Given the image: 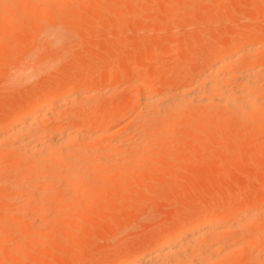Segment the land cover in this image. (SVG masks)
I'll return each instance as SVG.
<instances>
[{
	"label": "bare ground",
	"instance_id": "bare-ground-1",
	"mask_svg": "<svg viewBox=\"0 0 264 264\" xmlns=\"http://www.w3.org/2000/svg\"><path fill=\"white\" fill-rule=\"evenodd\" d=\"M95 1L97 3L96 5L94 4V6L97 8L94 9V11H98V8L104 9V6L107 7L105 8V10L107 9L106 11L109 10L108 13L105 11L106 15H104L107 16L105 17L106 21L104 22H108V25L112 20H114V17L119 15L117 9L122 11L123 6L125 9H127L126 6L128 7V3L131 2V0H129V2L126 0L128 3L125 1L126 4L124 5H121L120 2V6L118 5L119 8L116 9L115 7L117 3H113V0ZM179 1L180 0H177V4L180 3ZM191 1L194 0H189L185 4L189 3L188 5L191 6ZM221 1L222 0H219L217 3L210 2L211 4L209 9L211 10L216 8V10H218L217 5ZM223 1L225 2L227 0ZM263 1L256 0L254 3L253 12H257L259 8L262 7L260 2ZM108 2H112V4H109V6L112 5L113 7L111 6V8H109V6H106ZM114 2L117 1L115 0ZM136 2H134L135 4L130 7L132 4L131 2L128 9H136L134 6L136 5L139 7L142 0L138 1L139 5L137 4L138 2ZM195 3L193 5H195ZM146 4H148V2ZM168 4H170V1ZM173 4H170L169 7L171 8ZM177 4L175 2V6ZM262 4L264 5V3ZM179 5L181 6V3ZM179 5H177L179 9L171 8L173 11H177L176 9H178L179 15L184 7L187 10H190L188 5H186L188 7H183V2L182 8H180ZM143 7H139L141 9V12L139 11V16L142 15L141 13L147 11H145V8L143 9ZM163 8H166V5ZM186 9L183 11H187ZM88 10H90L88 0H0V24H5L6 27H9V29H16L17 27L24 26L25 24H32V27L34 28L33 30L38 29L36 31V39L42 42L41 44L45 45L46 48L42 45L41 46L47 49L46 51L51 50L54 52L59 49L60 42L63 40L64 32L61 30H69V26L71 25L85 28H88V25H90V27L99 25L103 16L99 17L101 18L100 20L97 14L92 12L96 16L93 15L90 17L88 15V18L90 17L97 19L98 24H96V21H93V19H91L93 22L88 19L90 21L89 22L87 21L86 17ZM172 10H170L171 15L173 13ZM216 10H211V12ZM187 13L190 12L187 11ZM182 14L184 16L185 13ZM127 15L128 13H125V15H123L124 18H122V15L119 18L117 17L119 20L118 22H121L120 24L115 22L116 24L114 26L117 25V27H119V24L121 27V24L128 20ZM171 15L170 17H172ZM173 17H175L174 13ZM107 18H111L109 19L111 21H109ZM121 19L124 21L122 22ZM98 20H100V22ZM113 22L112 24H114ZM160 24H158L159 28L157 29H161L160 26L162 24ZM114 26L111 29L117 28ZM165 26H167V24ZM109 27L110 26H108V28ZM29 33L31 34L32 32ZM229 34L230 33L228 32L227 35L229 38L226 37V39L228 38L226 43L215 44L214 47L208 50L206 49V53H202L203 55L201 58L199 57L200 60L199 58L198 60H195V62H203V64L196 65L193 68L196 63H192L193 65L191 69V62H189L190 65L188 66L190 67H186L187 70L182 69L184 73H182L183 71L180 70L181 74L180 72H177V75L175 74V76L169 75L171 78H169V76H165L164 78L159 75L154 76L152 74L153 72L143 75L142 72L137 70L138 75L141 77L143 76V79H145L144 76L146 78L148 77V80L145 79L144 82L140 80L141 84L140 82L138 83L140 84L139 86L141 93L139 98H137L138 100L136 98L135 99L137 100L136 105L138 104L137 108L139 106V113L137 112L138 115L135 114L137 116L133 117L134 119H132V122H130L131 125H133V130L131 127H128L129 122L127 124V127L131 129L129 132L133 131V134L128 139L123 138L122 140L124 135L119 137L120 139L117 137L111 143L110 140L107 143L105 139V137L111 135L113 130L117 132L119 128L121 129L126 127L125 124H122L124 122L122 115H124L126 111L122 107L123 104L120 105V103H118V100L117 103L113 104L112 106L107 105V107L106 105H103L104 109L102 115H91L90 108H93V103H95V101H92L96 98L98 99V97L102 95V90H100L99 87L93 89L92 91H88V89L85 88V84L89 83L95 78L98 80L101 78L98 73V66L95 65V62H92L94 67L91 62V68L87 67L88 69H91V72L87 76L88 78L86 77L87 79L84 81L85 86L80 84V75H77L74 72L72 73L71 77H76L74 78L75 80L72 79V81L64 83L62 81L66 78L64 79L63 77H60L63 78L62 81H59L60 83L54 86V83H57L58 81L56 82L53 78V85L49 83L47 84L46 82V85L49 86L47 87L43 85L41 89L43 87L46 88L42 90L39 89V92H34L36 94H34L31 99H26V101L23 100L24 102H20V100L17 101L20 103L14 101L16 104L14 106L16 107L12 106L14 103L13 98L12 104L11 102L10 104L11 108L13 107L14 110L12 108L9 115L8 112H6L7 115L3 112L5 115L1 114L3 116L0 119V204L6 202L9 199L17 201L19 204H22V206H26L31 198L34 200L47 201L50 196L53 195L52 190L60 189V194L58 193L57 195L56 205L53 208L54 214L57 215L60 212V209L62 208L61 205L65 202H68L72 206H79L81 203H83L84 207L87 208L89 197L88 187L95 184L97 186V190L100 189L107 177L109 179L123 180V176H125L123 173L126 171V168L133 164H138L142 158V154L145 152V150H147L148 147H151L154 144L162 145L163 140L164 142L167 139V141L172 140L170 138L175 135V131L172 134L170 133V135L167 133L171 132L174 128V130H177L178 127H180V124L196 116H201L203 118V125L198 129L197 127L199 126L195 128L197 129L198 133H203L207 128H210L212 133L211 135L214 134L215 136L216 134V137H218V135L221 136L220 131L217 129V125L219 124H214L219 121L218 119H220L222 116L220 113H222L224 115L222 117H224L225 122H232L236 120V124H239H237L239 126L238 130L234 131L237 137L234 136L233 138H239L241 140V145L243 144L242 141L244 142L245 138L250 140L251 138L255 139L254 136H256V139L259 136L258 138L260 139V137L264 134V28L259 30L252 26L247 30L232 32L230 35ZM19 35L22 34L19 33L17 36ZM225 36L222 37L224 38ZM3 40L5 41L3 43L6 44L2 45L0 42V46L2 45V48L5 47V49L6 46L8 47V45H11L12 43L14 46L11 45L9 46L10 48L12 46L13 48H16V44L23 43L19 38H10L6 36L5 33H1L0 41ZM137 40L140 41V39ZM198 41L202 40L198 39ZM122 42H124V40H122ZM122 42H119L120 45ZM128 43L130 44V41ZM111 45H114V43ZM111 45H109V47ZM119 46L116 47L115 45V50L117 51L119 48L120 52L121 50L123 51L124 49H121L123 46ZM130 46H128V48ZM172 46L174 48V45ZM36 47L34 44V48ZM31 48H33V46ZM37 48H39V46ZM133 48L134 47H131L130 50ZM173 48L171 47V49ZM119 49L117 52H119ZM155 49L152 52H150V49L149 55L153 54ZM157 49L159 48L157 47ZM157 49L156 54L159 52ZM137 50L138 49L135 51L133 50V53H130L131 51L128 52V50V55H124L125 62L127 60L130 61L135 55L139 57L138 55H140L139 52L141 51L138 50L139 52L137 53ZM112 51H110L113 54H111V56L114 57V54L117 52L113 51L115 52L113 53ZM162 51H160L161 54H163ZM48 52L50 53V51ZM82 52L84 53V51ZM100 52H103V50H100ZM41 54L44 53H40L39 51V57ZM50 54H47L48 58L45 59L42 57V55L41 58H39L37 53L36 58V56L34 57V52H32V50H28V52L24 55L23 60H21V64L15 66L13 71L11 70L12 72L10 73V78L8 79L9 83H18L19 85V83L21 84L28 82L39 76L46 69H49V67L52 66L50 64L51 61H55L53 57L56 53L51 54H54L53 57ZM129 54H132V56L130 55L131 58L128 59V57H130ZM47 55L45 57H47ZM198 55L196 54V56L192 57V62H194V59L197 58ZM49 56L52 57V60L49 58ZM89 56L90 54L88 52V57ZM76 57L79 58L80 56L78 57L76 55ZM100 57L98 56L99 59ZM137 57L134 58L136 59ZM134 58H132V60H134ZM48 59L51 61H48ZM80 59L81 58H79V60ZM137 59L139 61V58ZM84 60H82L81 63L84 64L87 62ZM132 60L130 61L131 63L127 64V68L137 64L135 61L132 63ZM125 62L123 61V69L126 71V65H124ZM71 63L73 64L72 61ZM79 65H81L80 62L79 64L77 63V66ZM137 65L139 66V62ZM67 67L71 69L68 65ZM75 68L77 69V67ZM131 71L129 70L128 72ZM128 72H126L127 77L128 75L133 74L135 78H138V76L136 74L134 75L133 72L130 74H128ZM46 74L47 73L45 72V75ZM62 75L63 73H61V76ZM63 76L65 77V74ZM116 78L120 79L121 77ZM184 78H186V80L179 83V80H183ZM69 79L66 80L68 81ZM118 80L116 79L117 83L115 82V84H119ZM33 81H36V79ZM110 81L111 80L109 77H105L102 82L109 84ZM124 82H127V78ZM173 82H175V84L170 87ZM40 83H43V81L41 82L40 80ZM120 83H123V81H120ZM158 86H166V88L164 90H158ZM112 98L114 97H111V99ZM3 99L4 98H2V100ZM17 99L20 98L17 96ZM10 100L8 99L7 101ZM124 101L126 102V100ZM65 105H69L68 107L71 108V110L66 111V108L64 110L63 106ZM96 106H94V109ZM123 109L125 111L124 113ZM92 110L93 109H91V111ZM217 115H220V117ZM198 118L196 117V119ZM221 119L220 121H223V118ZM125 122L127 123V121ZM226 126L224 129H226ZM116 128L118 129L116 130ZM233 130L234 129H232V131ZM193 132L190 130L189 134L192 135ZM223 132H225V130H223ZM227 132L230 131L226 130V133ZM130 134L131 133H129V135ZM189 134L187 132L185 134L186 137L182 136L181 139L187 138V136L190 137L191 135ZM164 136L166 138L170 136L171 137L166 139ZM228 137L230 136L228 135ZM101 138H104V140ZM226 140L229 139L225 138L224 141ZM100 141L104 142L101 144ZM221 142L222 141H220L219 144H217L218 147L214 149L216 154H219V151H226V149L223 151L222 145H220ZM241 145H238L239 147L237 150L241 147ZM170 147L174 152L175 149L172 145L169 146L168 152L172 154V149ZM197 149L200 150L201 148ZM188 150L191 151L192 149ZM231 153L226 152L228 156ZM177 164L178 163H169L168 165L175 167ZM107 172L108 175H104ZM242 195L244 196L245 201L243 207L238 208L239 206H237V203H235L234 198L229 197L227 201L223 200V203L218 208H215V210L214 208L208 207L209 209H205L206 211L200 213V215H197V219L192 223L182 228H177L178 230H176V232H174L172 235L166 236L162 242L151 246L147 251H136V255L135 253L131 254L133 255L132 257L131 255H128L130 258L128 257L127 259L120 258V255L114 256L113 259L115 261L110 259V262L112 261L110 264H226L228 262L230 263L233 258H235V262L233 264H264V193L259 196H256L254 193H244ZM215 206L216 205H214V207ZM45 213L46 211L43 213L42 209H40L34 213H31V215H35V217L38 216V218L41 219L42 215ZM8 216L9 214L4 211V214L2 217H0V220H6ZM26 216L28 217L29 215L26 214ZM28 218L31 219V217ZM23 244L22 242L20 245L18 244V251H22ZM115 257L118 258L115 259ZM104 264H109V262L105 263L104 261Z\"/></svg>",
	"mask_w": 264,
	"mask_h": 264
},
{
	"label": "rangeland",
	"instance_id": "rangeland-1",
	"mask_svg": "<svg viewBox=\"0 0 264 264\" xmlns=\"http://www.w3.org/2000/svg\"><path fill=\"white\" fill-rule=\"evenodd\" d=\"M114 1L115 0L112 2L115 4L117 3L115 7L116 9L119 8L118 5L120 6V2L121 5L126 4L127 1L129 2V0H116L117 2ZM136 1L138 2L139 0H131L132 4L131 2H127V9H125L124 6H121L123 8H121L122 11L117 9L119 14L117 16L118 18L121 17V15L123 16L125 13H128V20L125 17L127 21L122 23V26L120 27L119 24L121 21L118 22L119 20L117 17H114L115 21H111L109 20L111 18H107L109 21H111V23L109 22V25L108 22H104L106 21L105 17H107L104 16L106 15L105 11L107 9L105 10V8L107 7L104 6V9L98 8V11H94V9L97 8H95L94 4L96 5L97 2L95 0H88L90 10H88V13H86L87 21L90 19L91 22L96 21V24H98L97 19L90 18L95 15L93 13H96L98 18L100 16H103L104 18L102 17V20L99 18L101 22L98 20L100 23L95 27H90V25H88V28H85L71 25L69 26V30H61L64 32V34L63 40L60 42L59 49L54 52L48 50L50 53H56L55 55L53 54L54 57L51 55L52 53L50 54L48 51H46L47 49H45V45H42V42L36 39L35 36L38 29L33 30L34 28L32 27V24H25L24 26H19L16 29H9V27H6L5 24H0V34L5 33L6 36L15 39L19 38L21 39L20 41L23 42L16 44V48H13V43H9L13 46L10 48L9 46L11 45H8L9 48L6 46L5 49V47L2 48V45L6 44L3 43L5 41H0L2 43L0 46V119L6 114V112H8V115L11 113L10 110L13 108H11L13 98V102H17L19 100L22 102L23 100L26 101V99H31L34 94H36L34 92H37L39 89L42 90L46 88L43 87L41 89L43 85L47 87L49 86L46 85V82L47 84L49 83L53 85L52 82L54 83V80L56 82L58 81L57 83H54L55 86L59 84L63 78H71L68 81L65 79L67 82L65 80L62 81L64 83H68L72 81V79L76 78L71 77L72 73L75 72L77 75H80V84L83 86L85 79L88 78L87 76L91 72V69H88L91 68L90 62L91 64L92 62H95V65L98 66V73L101 78L99 80L95 78L89 83L85 84L86 86H84L86 89H88V91H92L93 89L99 87V89L102 90V95H100L98 99L96 98L92 101H95L96 104H93L94 106L97 105L98 107L96 106L95 109L94 106L93 108H90L91 115H102L104 109L103 105L112 106L113 104L117 103L118 100V103H120V105L123 104L122 107L127 112L126 113L123 109V113H125L122 115L124 119L122 124H125L126 127L121 129L119 128V130L116 128L117 132L113 130L111 135H108L105 137V139L107 143L109 140L111 143L117 137L119 138L123 135L127 138L123 136L122 140L123 138L128 139L133 134V131L129 132L131 129L133 130V125H131L130 122H132L131 120L134 119L133 117H136L139 113V106L137 108L138 104L136 105L138 100L137 98H139L141 93L139 85L141 84V81L144 82L145 79L148 80V77L146 78L144 76L145 79H143V76L141 77L138 75V71L142 72L143 75L153 72L152 74L154 76L159 75L164 78L165 76L167 77L169 75L175 76V74L177 75V72H180V70H187V68L190 67L188 66L190 64L191 69L192 65L195 63L196 64L193 66V68L196 65L203 64V62L198 63V61L195 62V60H198L199 57L201 58V56L207 52L206 49L208 50L214 47L215 44L226 43L229 38L227 35L228 32L231 34L232 32L247 30L252 26L259 30L264 28L263 0V2H260L262 7L260 5L261 8H259L257 12H253L254 3L256 0H227L225 2L222 0L218 3L220 7L217 5L218 10H216V8L211 9L216 10L214 12H211L209 9L211 4L210 2L217 3L219 0H194L191 1V6L188 5L189 3L185 4L189 0H180L179 2L181 3V6L179 5L180 3L177 4V0H142L139 7L144 6L143 9L145 8L144 10H147L148 12L146 11L141 13V16H139L141 9L138 6H134L136 9H128L130 4V7H132ZM169 1L170 4L174 3V7L173 5L171 6L172 9H179L177 5L182 8L183 2V7L188 5L189 7H186L190 9L187 10L184 7L183 10L186 9L190 13H187V11H183L181 9L180 10L182 12L180 15L178 13V9H176L177 11L174 10L177 12L175 13L169 7ZM112 2H108L106 6H109L110 3L112 4ZM147 2L148 4H146ZM175 2L177 4L176 6ZM194 3L195 5H193ZM137 4L139 5V2ZM165 5L166 8H163ZM111 6L112 5H110L109 8H111ZM124 9L126 12H123ZM164 9L169 11L172 10L175 17H173V13L171 15V11L169 12ZM108 11L106 12L108 13ZM182 13H185L184 16ZM88 15L90 16L89 18ZM170 15L172 17H170ZM122 18H124V16ZM91 19H93V21ZM123 21L124 20H122V22ZM250 21L252 23L254 21V23L252 24ZM112 22L114 24H112ZM115 22L119 23L118 26L120 29L117 27V25L114 26L116 24ZM158 24L161 25V29H157L159 28ZM166 24L167 26H165ZM108 26L110 27L108 28ZM113 26L117 28L111 29ZM29 32L32 33L30 34ZM19 33L22 35L17 36ZM222 36L225 37L223 38ZM188 37L190 40H192L190 41ZM226 37L228 38L226 39ZM137 39H140V41ZM198 39L202 41H198ZM122 40H124V42H122ZM133 40H136L137 43ZM129 41L130 44L128 43ZM116 42L118 43V46L122 42V44L119 46H123L121 48L124 49L123 51L121 50L122 53L120 52L119 48V52H117L118 49L117 51L115 50L116 47H118ZM113 43L114 45H111ZM34 44L35 47L39 46V48H34ZM41 45L45 48H43ZM109 45H111V48ZM172 45H174L176 50ZM32 46L33 48H31ZM128 46L130 47L128 48ZM105 47L108 49V51ZM131 47L136 48L130 50ZM157 47L159 49H157ZM171 47L174 50L171 49ZM153 48H156L157 51L159 50V52L163 50V54H161V52H157L158 54H156L155 49V54L153 53L149 55L150 49V52H152L154 50ZM27 49L32 50V52H34V57L36 56V58L37 53L39 57V51L40 53H44L41 55L45 59L48 58L47 54H50L56 62L54 60V62L51 61L52 57L49 56L51 60L48 59V61H51L50 64L52 66H50L49 69L43 71L39 75L40 77L37 76L39 78H46L39 79L36 77L28 82L21 84L19 83V85L18 83L11 84L8 80L10 78L9 75L15 66L21 64V60H23L24 55L28 52ZM111 49L117 53L113 52ZM136 49L141 51L139 52L137 50V53L139 52L140 55L135 52L139 57L136 55L134 56L139 58V61L134 57H132L134 58V60H132V54H129V56H131L128 57V59L131 58L132 63L133 61H135L137 64L139 62L140 67L137 64H134V66L128 67V69L127 64L131 63V60H127L128 62L126 61V63L124 55H128V52L130 51V53H133V50L135 51ZM100 50H103V52H100ZM82 51H84V53ZM110 51L115 53V58L111 56L112 53ZM88 52L90 54L89 57ZM196 54L198 56L194 59V62H192L191 59L193 56H196ZM41 55L39 58H41ZM46 55L47 57H45ZM76 55L78 57L80 56L79 58L81 59L83 58L82 60L85 59L87 61L84 63L85 65L81 63L82 60H79ZM123 61L125 62L124 65H126V71L123 69ZM79 62L81 65L77 66V63L79 64ZM189 62L191 63L189 64ZM67 65L71 69H69ZM75 67H77V69ZM129 70L132 71L128 72ZM45 72L47 73L46 75ZM126 72H128V74L133 72L134 75L136 74L138 76V78H135L133 74L128 75L127 77ZM61 73H63V75L65 74V77L63 75L61 76ZM182 73H184V71ZM105 77L110 78L111 81L109 84L102 82ZM116 77L121 78L119 79ZM124 77L127 78V82H124L126 80ZM169 78L171 77L169 76ZM35 79L36 81H33ZM116 79H119V84H115ZM40 80L41 82L43 81V83H40ZM184 80H186V78L179 80V83ZM120 81H123V83H120ZM139 82L140 84H138ZM174 84L175 82H173L170 87H172ZM165 88L166 86H158L157 89L164 90ZM17 96L20 99H17ZM111 97L114 98L111 99ZM2 98L4 99L2 100ZM8 99L11 100L7 101ZM124 100H126V102ZM130 100H133L132 103ZM14 105H16L15 102L12 104V106ZM68 106L69 105L63 106V109L65 110L66 108V111L71 110V108ZM91 109L93 110L91 111ZM3 112L5 114H3ZM220 114L224 116L222 113ZM222 116L220 117L219 115L218 117H220V119L223 118V121L218 119L219 123L217 122L214 124H219L217 125V129L220 131L221 136L217 134L218 137H216V134L215 136L214 134L211 135L212 133L210 128H207V131L205 130V132H203L204 134L197 132V129L203 125V118L201 116H196L197 118L199 117L198 119H196V117H194L195 119L192 117L188 121L180 124V127H178L177 130H174V128L172 130L173 132H168L167 134L170 135V133L172 134L175 131V135L173 134V137H171L172 135L170 136L171 138L167 137L172 140L167 141L168 139L165 137L167 135L166 134L164 138L167 140L165 139V142L163 140V144L161 143L162 145L154 144L151 147H148L147 150H145V152L142 154V158L138 164H133L126 168V171L123 173L125 175L123 176L124 179L122 178L123 180L109 179L107 177L103 182L104 184L102 183L103 185L100 189H98L99 191L97 190V186L95 184L88 187L89 197L87 208L84 207L83 203H81L79 206H72L68 202H65L61 205L62 208L58 213L59 215L54 214L53 208L56 205V199L58 193L60 194V189H56L57 191L55 189L52 190L53 195H51L47 201L34 200L31 198L26 206H22V204H19L17 201L12 199L1 203L0 217L3 216L4 211H6L9 216L6 220H0V264H104V261L105 263L109 262L110 264L112 261H115L113 259L114 256L120 255V258L127 259L131 254L135 253L136 255V251H147L151 246L162 242L166 236L172 235L179 228L192 223L197 219V215H200V213L206 211L209 208H214L215 210V208H218L223 203V200L227 201L229 197H233L235 203H237V206H239L238 208H241L245 202L244 196L242 194L254 193L256 196L261 195L264 193V134L262 135L263 137H260V139L258 138L259 136L257 139L256 136H254L255 139L251 138L250 140L245 138L246 141L244 139V142L242 141L243 144L241 145V140L236 138L237 136L234 132L238 130L239 124H236V120L232 122H225L224 117ZM125 121H127V123ZM127 126L131 127V129H129ZM225 126L226 129H224ZM196 127L197 129H195ZM222 129L225 130V132H223ZM232 129L234 130L232 131ZM190 130L192 132L194 130V134H189ZM226 130L230 132L226 133ZM187 132L191 136L181 139L182 136L184 137ZM129 133L131 134L129 135ZM228 135L230 137H228ZM234 136L236 137L233 138ZM225 138L229 140L224 141ZM102 140H104V138ZM220 141H222L220 145H222L223 151L225 149L226 151H219V154H216L214 149L218 147L217 144H219ZM100 142L102 144L104 141ZM171 145L175 149L174 152L170 147L172 149V154L168 152L169 146ZM238 145H241V147L237 150L239 147ZM197 148L201 149L198 150ZM188 149L192 150L189 151ZM226 152H232V155L230 154L228 156ZM169 163L178 164L175 165V167H171L168 165ZM104 175H108V172ZM214 205L216 206L214 207ZM40 209H42L43 213L46 211V213L42 215L41 219L38 218V216L35 217V215H31V213H34ZM26 214L29 215L28 217H31V219L28 218ZM21 242L22 244L24 243L23 249L22 251H18ZM132 256L133 255H131V257ZM116 258L118 257H115V259ZM110 259L113 260L110 262ZM234 262L235 258H233L230 263L228 262L226 264H233Z\"/></svg>",
	"mask_w": 264,
	"mask_h": 264
}]
</instances>
